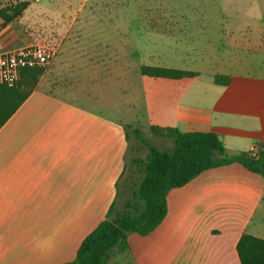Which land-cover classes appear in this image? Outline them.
<instances>
[{
  "label": "crops",
  "instance_id": "crops-1",
  "mask_svg": "<svg viewBox=\"0 0 264 264\" xmlns=\"http://www.w3.org/2000/svg\"><path fill=\"white\" fill-rule=\"evenodd\" d=\"M237 1L223 11L241 21L264 6ZM30 2L1 30L0 53L49 41L57 54L0 128V264H62L74 260L114 201L118 208L128 141L123 123L75 103L94 93V55L79 41L83 3L48 0L28 12ZM223 28L209 42L228 49L218 67L181 69L195 74L181 79L148 77L147 126L213 132L228 155L250 148L255 155L264 146V25ZM166 207L162 222L147 236L128 234V249L109 264H240V236L264 239V179L237 163L169 190Z\"/></svg>",
  "mask_w": 264,
  "mask_h": 264
},
{
  "label": "rangeland",
  "instance_id": "rangeland-1",
  "mask_svg": "<svg viewBox=\"0 0 264 264\" xmlns=\"http://www.w3.org/2000/svg\"><path fill=\"white\" fill-rule=\"evenodd\" d=\"M29 1L30 0H18ZM258 3H264L256 0ZM83 3L79 16L80 46L84 54L94 55V93L79 96L75 103L100 117L128 127L126 171L119 182L118 208L129 197L128 184L137 182L132 159L143 160L146 148L134 138L131 129L140 130L155 147L165 150L169 140L153 136L147 126L143 93L152 80L140 73L142 66L170 69L207 70L218 67L227 48L209 45L223 36L221 30L233 22L242 30L264 25V6L260 15L241 21L223 11L227 3L237 0H68ZM11 0H2L0 8ZM48 5V0H31L28 12ZM91 10H94L91 13ZM217 13H221L217 16ZM44 23H48L43 20ZM62 27L63 30V26ZM209 27L219 29L208 32ZM61 30V31H62ZM60 31V32H61ZM242 31V32H243ZM215 37V38H214ZM52 44L41 41L39 44ZM53 45V44H52ZM225 50V51H224ZM65 100V98L63 97ZM70 102L73 98L68 99ZM130 128V129H129ZM134 175V181L131 179Z\"/></svg>",
  "mask_w": 264,
  "mask_h": 264
},
{
  "label": "trees",
  "instance_id": "trees-1",
  "mask_svg": "<svg viewBox=\"0 0 264 264\" xmlns=\"http://www.w3.org/2000/svg\"><path fill=\"white\" fill-rule=\"evenodd\" d=\"M2 0H0V3ZM29 1H17L0 8L1 30L27 8ZM43 68H24L12 87L0 84V128L35 89ZM143 76L150 78L181 79L192 77L193 72L162 68H140ZM229 78L216 76L217 84H227ZM130 129V128H129ZM158 138L169 140L170 147L160 150L151 144L138 129H131L134 138L146 148L143 160L132 159L137 182L128 184L129 197L120 208L114 201L106 218L88 234L79 245L74 260L62 264H109L114 252L128 249L127 236L136 233L150 234L164 219L167 211L166 194L180 188L204 171L237 163L264 179V151L255 155L230 156L218 136L213 132H180L172 127L149 128ZM128 141V127L124 128ZM125 170V169H124ZM134 175L131 179L134 181ZM120 192L116 193L119 197ZM240 264H264V239L242 234L236 244Z\"/></svg>",
  "mask_w": 264,
  "mask_h": 264
},
{
  "label": "built area",
  "instance_id": "built-area-1",
  "mask_svg": "<svg viewBox=\"0 0 264 264\" xmlns=\"http://www.w3.org/2000/svg\"><path fill=\"white\" fill-rule=\"evenodd\" d=\"M14 3V0H11ZM57 54V47L50 44H33L0 53V84L12 87L16 84L19 72L24 68H43L50 65ZM254 153V148L248 154Z\"/></svg>",
  "mask_w": 264,
  "mask_h": 264
},
{
  "label": "water",
  "instance_id": "water-1",
  "mask_svg": "<svg viewBox=\"0 0 264 264\" xmlns=\"http://www.w3.org/2000/svg\"><path fill=\"white\" fill-rule=\"evenodd\" d=\"M260 149H261L262 151H264V146H261Z\"/></svg>",
  "mask_w": 264,
  "mask_h": 264
}]
</instances>
